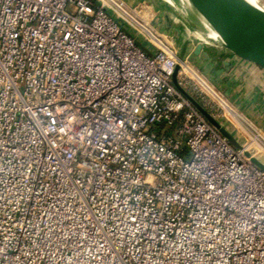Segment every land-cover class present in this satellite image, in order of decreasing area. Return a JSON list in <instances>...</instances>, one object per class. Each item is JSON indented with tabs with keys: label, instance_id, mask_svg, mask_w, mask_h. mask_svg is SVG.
Wrapping results in <instances>:
<instances>
[{
	"label": "built area",
	"instance_id": "built-area-1",
	"mask_svg": "<svg viewBox=\"0 0 264 264\" xmlns=\"http://www.w3.org/2000/svg\"><path fill=\"white\" fill-rule=\"evenodd\" d=\"M156 16L0 0V264H264V171Z\"/></svg>",
	"mask_w": 264,
	"mask_h": 264
},
{
	"label": "crops",
	"instance_id": "crops-1",
	"mask_svg": "<svg viewBox=\"0 0 264 264\" xmlns=\"http://www.w3.org/2000/svg\"><path fill=\"white\" fill-rule=\"evenodd\" d=\"M126 1L133 3L137 0ZM146 1L157 11L153 23L156 30L172 39L180 48V53L184 44L189 42L185 55L189 56L209 81L217 86L238 113L240 121L232 120L231 125L226 127L237 143L243 146L242 138L235 136L234 132L246 139L242 132L243 129L249 133L244 127L246 124L250 127L252 139L255 133L260 135V141L264 140V70L241 60L209 39L204 31L199 29L197 20L182 10L163 0ZM199 44L204 46L205 54H195Z\"/></svg>",
	"mask_w": 264,
	"mask_h": 264
},
{
	"label": "water",
	"instance_id": "water-1",
	"mask_svg": "<svg viewBox=\"0 0 264 264\" xmlns=\"http://www.w3.org/2000/svg\"><path fill=\"white\" fill-rule=\"evenodd\" d=\"M165 1L173 6L174 2ZM173 1V0H172ZM179 4H180V0ZM192 11H188L180 4L183 12L195 18L201 25L205 35L221 47L231 52L236 57L264 70V11L244 0H190ZM179 9V8H178ZM204 17L213 29L219 34L222 42L211 38L200 18ZM189 42L182 48L180 57L183 58ZM204 46H197L196 55L205 54ZM177 73V72H176ZM176 73L173 79L176 82ZM176 87L193 105L206 117L210 116L191 96H189L176 82ZM210 118H212L210 116ZM213 119V118H212ZM219 129V127L215 126ZM221 134L236 148H241L235 138L223 127L219 129ZM252 162L264 171V164L252 157Z\"/></svg>",
	"mask_w": 264,
	"mask_h": 264
},
{
	"label": "rangeland",
	"instance_id": "rangeland-1",
	"mask_svg": "<svg viewBox=\"0 0 264 264\" xmlns=\"http://www.w3.org/2000/svg\"><path fill=\"white\" fill-rule=\"evenodd\" d=\"M173 2H174V5L176 6V8H179L181 10L179 1L178 0H173ZM258 3L261 6V8L264 10V0H258ZM198 27H199V29L202 32V27H201V25L199 23H198ZM130 34H132V32H130ZM132 36L135 38V40L137 42V45L139 47H141L144 51L149 52L148 51L149 47L145 43L144 40L140 39V37H138V36H134L133 34H132ZM184 56H185V54H184ZM200 72H201V70H200ZM201 74L207 81H209V79L206 77V75L203 72H201ZM173 82H174V85H175L177 81L175 82V80L173 79ZM215 87H216V89H218L217 86H215ZM206 118H207V120H208V122L210 124L219 127V129H221V127L226 129V127H228L227 125H231L230 122H228V121H224V122H222V124H220L217 120L210 118V116H206ZM234 121L236 122V120H234ZM239 127H240V125H239ZM231 132L233 133L234 130H231ZM242 132L245 134V138L246 139H244V137H242L241 134L237 133L236 131L234 132V134L238 138H242L241 142H242L243 145H246L247 147H250V153L248 152L247 155L248 156L253 155L255 158H257L259 161H261L264 164V140L262 139L261 141L259 140V142H257L255 139L251 138L250 133H246L243 129H242Z\"/></svg>",
	"mask_w": 264,
	"mask_h": 264
},
{
	"label": "bare ground",
	"instance_id": "bare-ground-1",
	"mask_svg": "<svg viewBox=\"0 0 264 264\" xmlns=\"http://www.w3.org/2000/svg\"><path fill=\"white\" fill-rule=\"evenodd\" d=\"M166 1L173 3L172 0H166ZM244 1H246L247 3H249V4H251V5L255 6V7L260 8L261 10H263V9L261 8V6L259 5L258 0H244ZM180 4H181L184 8H186L188 11H192V4H191L190 0H180ZM263 11H264V10H263ZM198 17L200 18V22H201V24L204 26V28H205V30L207 31L208 35H209L211 38H213V39H215V40H217V41L223 43L221 37H220L219 34L213 29V27L209 24V22H208L204 17H201V16H199V15H198Z\"/></svg>",
	"mask_w": 264,
	"mask_h": 264
}]
</instances>
